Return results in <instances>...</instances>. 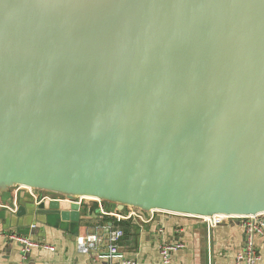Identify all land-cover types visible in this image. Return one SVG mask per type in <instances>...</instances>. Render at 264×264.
Masks as SVG:
<instances>
[{
	"label": "water",
	"instance_id": "95a60500",
	"mask_svg": "<svg viewBox=\"0 0 264 264\" xmlns=\"http://www.w3.org/2000/svg\"><path fill=\"white\" fill-rule=\"evenodd\" d=\"M17 187L63 197L19 191L47 222L79 199L264 213V0H0V198Z\"/></svg>",
	"mask_w": 264,
	"mask_h": 264
},
{
	"label": "crops",
	"instance_id": "0c3cea01",
	"mask_svg": "<svg viewBox=\"0 0 264 264\" xmlns=\"http://www.w3.org/2000/svg\"><path fill=\"white\" fill-rule=\"evenodd\" d=\"M13 195L14 192L0 198V264H106L108 258L99 252H108L110 231L116 228L124 232L118 241L120 254L125 260L137 264H162L158 247L162 239L185 244V247L173 252V264H235L236 253L245 242L241 222L234 219L213 228L197 217L160 213L148 224H140L132 219L117 221L100 212L101 207L112 211H116V208L104 202L85 199L81 205L79 223L59 220L58 216L49 217L47 222L45 217L17 215L18 205H13L11 201ZM4 204L10 205L4 207ZM14 233L53 245L55 250L39 246L24 259L20 244L10 238ZM91 234L101 238L100 251L80 252L78 240ZM256 241L262 258L259 264H264V235L258 236Z\"/></svg>",
	"mask_w": 264,
	"mask_h": 264
},
{
	"label": "built area",
	"instance_id": "2783aa9c",
	"mask_svg": "<svg viewBox=\"0 0 264 264\" xmlns=\"http://www.w3.org/2000/svg\"><path fill=\"white\" fill-rule=\"evenodd\" d=\"M25 188L26 187L14 188L13 192L15 199L13 205L17 204V197L19 191ZM25 190L30 192L35 197L37 202H40L41 200H52V199L63 200V197L55 194L49 195L44 193L43 195H40L38 193V190L31 188H26ZM83 200L85 199H79L78 202L81 203L82 205ZM4 205L8 207L10 204H4ZM100 212L103 215L115 218L117 221L132 219L140 224L151 223L156 219V214L160 213L159 211L144 212L142 210L135 208H126L125 211H119V210L112 211V210H106L103 207L100 208ZM163 213H167V212H163ZM197 218H200L203 221H205L209 228H213L227 220H232V219L241 222V226L245 231V242L243 248L236 253L235 264H259L262 258H261V253L257 247L256 240L258 236L264 235V213L255 216L215 215L213 217H197ZM160 232L162 233L163 229H161ZM110 234L111 236L108 244L109 249L106 254H103L105 252L103 253L99 252L100 250L98 249V247H99V242H101V238L98 237L96 234H91L84 239L80 238L78 240V248L80 252L90 253L93 251H97L99 252V254L105 255V257L108 258L109 261H107L106 264H137V262L125 260V258H123V255L120 254L118 241L124 236L123 230L120 228H116L110 231ZM10 238L12 240L17 241L20 244L22 256L24 259H26L31 254L34 248L39 246L52 251L55 250V247L53 245L39 243L38 241L32 240L26 235L14 233L10 235ZM158 247L162 256V264H173L172 263L173 252L185 247V244L182 241L169 242L162 239L159 242ZM116 259H119V262H116Z\"/></svg>",
	"mask_w": 264,
	"mask_h": 264
},
{
	"label": "rangeland",
	"instance_id": "374dc122",
	"mask_svg": "<svg viewBox=\"0 0 264 264\" xmlns=\"http://www.w3.org/2000/svg\"><path fill=\"white\" fill-rule=\"evenodd\" d=\"M111 208H113V207H111ZM160 214H162V215H169V216H178V215H175V214H169V213H163V212H160ZM179 216H181V215H179Z\"/></svg>",
	"mask_w": 264,
	"mask_h": 264
},
{
	"label": "flooded vegetation",
	"instance_id": "af4514ba",
	"mask_svg": "<svg viewBox=\"0 0 264 264\" xmlns=\"http://www.w3.org/2000/svg\"><path fill=\"white\" fill-rule=\"evenodd\" d=\"M38 193H39L40 195H43L44 193L49 194V195H53L52 193H49V192H42V191H38Z\"/></svg>",
	"mask_w": 264,
	"mask_h": 264
}]
</instances>
